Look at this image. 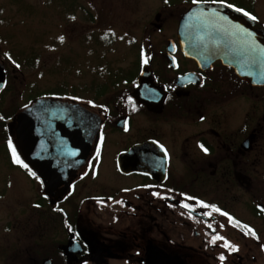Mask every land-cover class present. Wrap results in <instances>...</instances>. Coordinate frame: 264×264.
Listing matches in <instances>:
<instances>
[{"label": "flooded vegetation", "instance_id": "1", "mask_svg": "<svg viewBox=\"0 0 264 264\" xmlns=\"http://www.w3.org/2000/svg\"><path fill=\"white\" fill-rule=\"evenodd\" d=\"M242 1L223 2L264 31L257 0ZM169 42L176 48H144L124 86L77 104L97 130L87 148L66 151L65 163L81 166L52 191L19 150V112L2 119L0 110L5 217L22 199L30 222L38 213L62 231L42 264H264V86L220 61L200 66L178 47L176 32ZM143 68L149 88L138 101L132 93Z\"/></svg>", "mask_w": 264, "mask_h": 264}, {"label": "rangeland", "instance_id": "2", "mask_svg": "<svg viewBox=\"0 0 264 264\" xmlns=\"http://www.w3.org/2000/svg\"><path fill=\"white\" fill-rule=\"evenodd\" d=\"M219 1L0 0V64L8 75L0 97L2 119L41 96L79 104L100 93L98 84L124 86L137 75L144 48L159 50L168 38L174 39L177 22L189 6ZM256 16L264 24V0H257ZM102 34L113 36L110 47L100 41ZM104 65L126 74L114 81ZM19 205L5 217L0 204V227L6 222L15 225L10 233L0 229V264H42L58 249L62 231L54 220L45 226L38 213L30 222L25 201L20 199Z\"/></svg>", "mask_w": 264, "mask_h": 264}, {"label": "water", "instance_id": "3", "mask_svg": "<svg viewBox=\"0 0 264 264\" xmlns=\"http://www.w3.org/2000/svg\"><path fill=\"white\" fill-rule=\"evenodd\" d=\"M176 37L183 54L200 66L220 61L245 82L264 86V31L254 29L253 21L243 12L226 3H196L179 19ZM174 48L175 44L169 42L167 49ZM144 70L132 93L138 101L149 88ZM5 85L6 72L0 64V93ZM96 130L97 121L91 122L88 111L58 100L38 99L16 115L19 150L47 191L58 188L77 171L82 160L65 163L64 155L74 147L87 148Z\"/></svg>", "mask_w": 264, "mask_h": 264}, {"label": "trees", "instance_id": "4", "mask_svg": "<svg viewBox=\"0 0 264 264\" xmlns=\"http://www.w3.org/2000/svg\"><path fill=\"white\" fill-rule=\"evenodd\" d=\"M100 41L103 42L107 47H110L114 41L113 36L108 34H102L100 36ZM103 68L107 70V73H109V76L114 77V81L118 78H122L126 74V70L122 68H111L107 65H104ZM129 80H127L128 82ZM114 88H111L110 86H105V84H98V88L100 90L99 96H103L105 93H107L110 90H116L118 87L113 84Z\"/></svg>", "mask_w": 264, "mask_h": 264}, {"label": "snow or ice", "instance_id": "5", "mask_svg": "<svg viewBox=\"0 0 264 264\" xmlns=\"http://www.w3.org/2000/svg\"><path fill=\"white\" fill-rule=\"evenodd\" d=\"M221 2H223V0H221ZM229 7H231V5H229ZM237 11H241L240 9H236ZM244 15H249L247 12H244ZM251 19H253V20H255L256 19V17H254V16H252V17H250ZM201 147H203V146H201ZM204 151H207V149H203ZM13 156L15 157V151L13 150ZM16 162L17 163H19V160H18V158L16 159ZM185 207H186V205H185ZM215 239H220V237H216ZM233 251H236V249L235 248H233L232 249ZM221 259H223V257H221Z\"/></svg>", "mask_w": 264, "mask_h": 264}]
</instances>
